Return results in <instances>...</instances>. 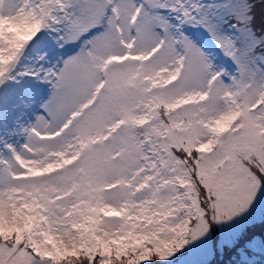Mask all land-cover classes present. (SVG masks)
Segmentation results:
<instances>
[{
    "label": "snow or ice",
    "instance_id": "6c2138e0",
    "mask_svg": "<svg viewBox=\"0 0 264 264\" xmlns=\"http://www.w3.org/2000/svg\"><path fill=\"white\" fill-rule=\"evenodd\" d=\"M0 264H264V0H0Z\"/></svg>",
    "mask_w": 264,
    "mask_h": 264
}]
</instances>
